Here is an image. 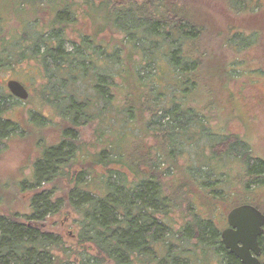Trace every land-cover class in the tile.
<instances>
[{"label": "trees", "instance_id": "1", "mask_svg": "<svg viewBox=\"0 0 264 264\" xmlns=\"http://www.w3.org/2000/svg\"><path fill=\"white\" fill-rule=\"evenodd\" d=\"M261 4L0 0V152L27 133L36 147L28 176L19 170V177L0 181V264H185L195 249L212 251L219 229L187 211L180 197H216L224 166L203 154L178 167L175 156L187 147L213 148L208 111L199 116L188 102L197 104L194 96L202 93V64L211 60L206 38L216 41L223 27L238 30L220 24L217 12L245 19L262 11ZM257 36L235 32L228 42L245 48ZM24 65L38 99L27 100V132L7 120L14 106L6 103L13 98L5 88L7 71L14 75ZM48 109L59 120L55 128L43 114ZM88 124L97 125L94 142L77 146L78 129ZM47 129L58 142L47 143ZM200 140L207 145H190ZM231 156L253 188L264 163L247 164L253 149L241 138L226 147L224 162ZM246 204L254 205L244 200L234 207ZM179 208L182 224L175 230ZM61 212L71 220V237L57 230L62 221L46 220ZM228 264L239 263L229 258Z\"/></svg>", "mask_w": 264, "mask_h": 264}, {"label": "rangeland", "instance_id": "2", "mask_svg": "<svg viewBox=\"0 0 264 264\" xmlns=\"http://www.w3.org/2000/svg\"><path fill=\"white\" fill-rule=\"evenodd\" d=\"M136 1L142 2L144 0ZM260 8L262 11L257 15L245 19L231 18L225 9L220 8V12H217L220 24H231L233 28H237L238 30L231 31L228 27H223L222 33L214 37L216 41L212 40L211 42L210 39L206 38L210 49L209 59L211 58V60L209 66L208 63L202 64V67H205L204 71L207 72L203 74L200 81L203 86L202 93L194 96L197 104L190 100L188 105L192 109L194 108L193 112L199 116H207L206 111H208L210 117L207 116V120L209 121V127L212 128L210 131L219 138L212 137L213 148L209 146L208 150L205 151L197 148V153H194L187 147L184 152L175 156V166L178 167L193 163L197 159L196 156L203 154L207 155L212 161H216L215 163L224 166L222 168L224 173L220 171L217 177L220 182L216 186L219 189L216 197L195 195L188 198V194L180 197L183 201L182 205L187 211L195 212L203 218H211L213 225L219 229V232L225 227L224 223L227 213L237 202L250 201L264 214V189L259 185L264 182V173L257 176L256 181L253 182V188H250L249 177L245 176V171L240 169L241 166L245 170L242 163L239 165L233 156H231L230 161L224 162L226 147L241 138L245 139L246 143L253 149V156L249 158L251 160H247V164L248 162L251 164L252 161H262L264 163V0H262ZM8 23H12V20H9ZM235 32L243 35L250 34L251 36L257 35L250 32H257L259 37L253 38L254 42L257 40L254 44L242 48L243 45L237 42H228V39ZM75 35L73 34L71 39L76 40L74 39ZM67 47L69 49L71 45L68 44ZM209 67H216L218 70H215V73H210ZM22 68L24 69L15 71L14 75L11 71H7V77L16 79L19 82L22 81L30 96L28 101L31 100L30 102L34 104L33 101H38L36 93L32 85L26 82L32 76L31 68L25 65ZM245 70H249V72ZM257 70L261 72H252ZM2 76L3 73L0 72V81L2 80ZM28 101L20 102L14 98L6 101L9 105L14 106L10 111L11 113L7 114V120L19 122L23 126L20 125V127L25 128L26 132L28 131V126L25 124L28 118L27 109H32L31 104H27ZM16 102L19 104L15 105ZM43 114L48 116L47 119L55 122L53 124L48 122L49 127L55 128L59 120H55L52 117L51 110L48 109ZM95 126L97 125L88 124L81 126L79 129L77 127L78 135L75 142L77 146L78 141L83 146H90L94 142ZM210 131L209 129L207 130L208 133ZM47 135L49 136L47 141L49 145L58 142L59 137H56V134L49 129H47ZM28 136L27 133L22 137H12V139L6 142L5 150L0 152V181L6 176L12 179L15 176L19 177L17 175V171L19 170H23L26 176L31 173L32 166L31 169L29 166L36 157V147L33 144L31 145L32 141ZM195 136H192V138H195ZM143 142H140L142 148L145 147ZM195 144H198L200 147L207 145V142L205 140L191 141L190 145L196 146ZM27 196L25 193L22 197ZM214 204L217 205L213 207ZM180 210L184 209L179 208L173 215L174 221L172 226L175 230H178L182 224V221L178 218ZM20 211L23 212L24 210ZM46 220L54 224H59L62 221L61 230L60 228H57V230L61 234L71 237L73 226L71 225V220H68V216L64 212H61L59 216L50 215ZM192 245L188 246L193 248ZM177 251L178 249H176ZM219 252L220 248L218 245L213 246L212 251L206 245L203 249H195L192 256L185 261V264H222L218 261ZM89 254L92 253L89 251Z\"/></svg>", "mask_w": 264, "mask_h": 264}, {"label": "water", "instance_id": "3", "mask_svg": "<svg viewBox=\"0 0 264 264\" xmlns=\"http://www.w3.org/2000/svg\"><path fill=\"white\" fill-rule=\"evenodd\" d=\"M6 89L12 98L20 102L29 98L28 91L19 81H7ZM227 221L229 228L221 233L225 249L242 264H260L257 260L260 256L257 240L264 233V215L252 206L243 205L231 210Z\"/></svg>", "mask_w": 264, "mask_h": 264}, {"label": "flooded vegetation", "instance_id": "4", "mask_svg": "<svg viewBox=\"0 0 264 264\" xmlns=\"http://www.w3.org/2000/svg\"><path fill=\"white\" fill-rule=\"evenodd\" d=\"M249 205V204H246ZM254 207L255 209H257L262 215H264L259 209L258 207H256L255 205H249ZM228 214V213H227ZM223 229L219 232V238H218V244H216L215 246H219L220 248V252L218 254V261H220L222 264H228V259L232 258V260H236L239 264H242V262L234 255L231 254L228 250L225 249L223 243H222V239H221V233L229 228L228 222H227V215H226V219H225V223H224ZM264 230V228H263ZM258 246L260 248V256L257 258V260L259 261L260 264H264V233L261 237L258 238ZM213 250V247H212ZM253 255V254H252Z\"/></svg>", "mask_w": 264, "mask_h": 264}, {"label": "bare ground", "instance_id": "5", "mask_svg": "<svg viewBox=\"0 0 264 264\" xmlns=\"http://www.w3.org/2000/svg\"><path fill=\"white\" fill-rule=\"evenodd\" d=\"M240 206H243V205H240ZM240 206L233 207V208L230 209V211L233 210V209H235V208H237V207H240ZM256 210H257V209H256ZM230 211H229V212H230ZM229 212H228V214H229ZM228 214H227V216H228ZM227 222H228V221H227Z\"/></svg>", "mask_w": 264, "mask_h": 264}]
</instances>
